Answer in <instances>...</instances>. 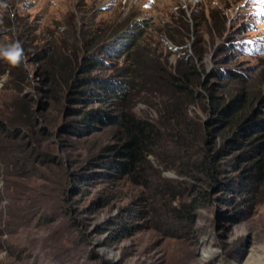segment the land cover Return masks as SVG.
Returning a JSON list of instances; mask_svg holds the SVG:
<instances>
[{
    "label": "rangeland",
    "instance_id": "1",
    "mask_svg": "<svg viewBox=\"0 0 264 264\" xmlns=\"http://www.w3.org/2000/svg\"><path fill=\"white\" fill-rule=\"evenodd\" d=\"M17 41L23 56L12 64L2 53ZM136 51L149 53L164 72L191 64L202 71L206 87H194L196 101L177 107L172 121L188 142L206 131L213 147L223 138L205 127L212 116L206 88L225 99L264 93V0H0V118L9 120L13 106L27 99L36 122L28 130L14 119L12 134L0 136V172L7 171L0 173V264H264V184L224 189L242 164L238 153H218L222 185L191 172L176 137L165 142L164 133L144 180L102 175L88 164L110 142L112 126L68 130L72 108L82 104H63L65 83L86 54L101 59L89 75L117 77L133 67ZM46 65L54 71L51 83L39 73ZM147 85L136 89L131 107L139 116L153 112L149 104H170L166 83ZM94 106L104 107H86ZM18 142L41 153L34 167L13 164L9 148ZM179 162L189 178L175 172ZM193 183L203 190L190 223L183 210L171 213L165 185L178 203Z\"/></svg>",
    "mask_w": 264,
    "mask_h": 264
},
{
    "label": "trees",
    "instance_id": "2",
    "mask_svg": "<svg viewBox=\"0 0 264 264\" xmlns=\"http://www.w3.org/2000/svg\"><path fill=\"white\" fill-rule=\"evenodd\" d=\"M169 39L171 38L169 37ZM101 52L105 54V49L102 48ZM133 55L129 58L132 61L130 66L133 65V67H124L117 77H112L89 75L90 67L92 66L93 69L101 62V59L95 53L86 54L83 60H78L70 79L65 83L61 96L63 104L65 106L67 104L68 106L77 103L82 104V107L72 108L74 115L66 123L68 130L78 134L83 129H86L85 132H95L97 128L101 127L98 125L101 123L112 126V131L109 133L111 135L110 142L95 151L94 155L88 158V164L97 165L103 169L100 172L102 175L144 180L147 177L148 166L152 163L149 156L153 155L156 148L160 147L159 142L164 133L166 135L165 142H171L173 141L172 137H176L175 143L180 144L179 149L181 151L184 150L182 156H186L185 159L191 172L205 176L210 180L209 184L222 185L220 180L224 179H217L222 164L216 160L218 153L226 149L238 153L242 164L234 178L235 180L224 186L225 191L235 192L234 189L237 186L243 188V191L244 189L247 191L249 186L264 184V93L260 94L256 90L251 92L250 98L247 99V95L242 98L244 93L239 91L225 99L216 96V93L213 92V86H208L209 89L206 88L207 91L205 90V97H208V102L211 105L209 108L212 116L207 120L205 127L211 129V131L208 130L209 134L214 132L221 134L223 140L217 145L214 143L215 146L212 147L208 144L206 131L203 130L199 141L188 142L186 135L183 137L180 131L174 133L177 126L172 121V116L178 110L177 107L182 104L187 105V103L193 104L192 102L196 101L194 87H206L202 71L191 64L190 67L177 65L173 71L164 72L161 68L152 66L151 62L154 64V61L153 58H149V53L136 51ZM52 60L53 58H50L47 64L51 65ZM48 65L42 67L39 73L45 82L51 83L50 80H53L54 71L50 70ZM149 82L155 85L166 83L169 86L163 89H170L171 91L169 95L170 104L167 103L163 108L159 107L158 104H156L157 106L149 104L153 112L150 110L151 112H146L144 115H136L131 108L136 102V89L142 85L147 87ZM155 88L161 90L158 86ZM50 93L54 94L51 91ZM52 97L55 96L52 95ZM90 102L104 107H86ZM117 103L121 104L122 109L114 107ZM256 103L257 106H255ZM109 105L113 107H111L112 111L111 108H108ZM13 107L14 111L9 120L5 121L0 118V136L12 134V129L9 127L14 123V119L22 120L30 127L28 130L35 126V116L29 100L23 99L20 104H15ZM70 109L69 107L68 111ZM161 120L164 124L160 122ZM160 123L163 125L161 126ZM192 133L194 135V130ZM26 136L28 137V134ZM195 145L198 147H194ZM202 147L205 149L200 151ZM193 149L194 153L187 156L186 153H191ZM3 151L4 149L0 148V164L2 163ZM9 152L13 164H18L17 168L22 170L28 165L34 167L37 162L35 158L41 155L40 152H36L34 146L26 148L20 142L16 143L12 149L9 148ZM182 156L179 158L181 159ZM181 163L175 172L180 178L185 177L187 179L189 176L181 170L183 165ZM161 164L159 162L158 166ZM155 167L158 169L156 165ZM163 167L171 168L172 166L163 165ZM5 169V167L2 168L0 172L4 176L7 175ZM155 179L161 180L159 170L155 171ZM198 180L200 181L199 178H194L193 182ZM165 186V193L170 194L171 213L180 216V212L183 210L184 218L189 219L191 223L195 217V211L201 207L199 197L203 190L202 185L193 183L188 197L185 201L178 203H175L177 196L173 192V186L170 184ZM122 224L124 223H119V227L124 229L125 225Z\"/></svg>",
    "mask_w": 264,
    "mask_h": 264
},
{
    "label": "clouds",
    "instance_id": "3",
    "mask_svg": "<svg viewBox=\"0 0 264 264\" xmlns=\"http://www.w3.org/2000/svg\"><path fill=\"white\" fill-rule=\"evenodd\" d=\"M107 52H110V51H107ZM2 54L4 55L6 59L9 60L10 63L17 64L23 56V48L20 45V43L17 41L10 48L3 51Z\"/></svg>",
    "mask_w": 264,
    "mask_h": 264
},
{
    "label": "bare ground",
    "instance_id": "4",
    "mask_svg": "<svg viewBox=\"0 0 264 264\" xmlns=\"http://www.w3.org/2000/svg\"><path fill=\"white\" fill-rule=\"evenodd\" d=\"M136 1L140 2V1H143V0H136Z\"/></svg>",
    "mask_w": 264,
    "mask_h": 264
}]
</instances>
